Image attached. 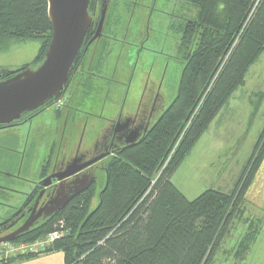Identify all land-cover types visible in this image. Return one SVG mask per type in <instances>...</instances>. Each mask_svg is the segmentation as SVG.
Wrapping results in <instances>:
<instances>
[{
  "label": "trees",
  "instance_id": "16d2710c",
  "mask_svg": "<svg viewBox=\"0 0 264 264\" xmlns=\"http://www.w3.org/2000/svg\"><path fill=\"white\" fill-rule=\"evenodd\" d=\"M186 1L198 15L183 18L178 31L184 66L177 95L143 139L105 161L99 194L96 182L12 242L34 243L53 232L60 239L41 253L2 264L53 251L64 254V264H213L243 218L246 194L264 161V130L231 191L211 188L189 200L172 178L264 53V0ZM48 10V0H0V48L33 39L43 46L38 62L0 81L44 60L52 38ZM16 220L6 219L0 229ZM247 225L234 254L240 263L259 235L257 225Z\"/></svg>",
  "mask_w": 264,
  "mask_h": 264
},
{
  "label": "flooded vegetation",
  "instance_id": "af4514ba",
  "mask_svg": "<svg viewBox=\"0 0 264 264\" xmlns=\"http://www.w3.org/2000/svg\"><path fill=\"white\" fill-rule=\"evenodd\" d=\"M158 2L159 0H91L89 13L92 25L65 91L44 107L24 114L20 120L0 126V132L33 127L43 113L51 107L55 109L52 118L57 125L59 141L55 154H49L47 164L44 163L46 168L42 169L43 177L38 181H29L30 186L23 193L26 199L20 207L0 201V204L13 211L12 216L17 220L25 221L39 198L38 208L48 201L60 182L53 179L48 186H41V182L51 175L63 173L74 159L81 158L80 164H83L106 154V158L87 168L81 176L98 177L99 171L104 170L106 160L130 146L128 141L134 131L138 132L136 144L145 137L153 123L162 116L165 106L174 98L173 74H169L168 68L171 61L175 63L178 57L161 51L164 46L163 33L153 28L151 23L154 13L167 14L172 19L170 31H173V24L180 20V15L176 13L177 0H171V12L157 7ZM165 3L164 0L163 6ZM103 5L108 10L102 37L88 45L98 31ZM116 8L119 12L111 25H108L109 14H113ZM121 29L122 35L119 34ZM150 41L152 42L149 43ZM108 43L119 46L111 77L98 74V70L102 68L100 56L103 45L107 47ZM165 55L169 60H163ZM90 79L102 80L103 83L93 89L88 84ZM86 135L90 140L84 146L83 139ZM76 139L78 140L75 141ZM16 154L20 156L15 172L13 169L12 172L0 169V176L27 181L22 176L26 152L18 151ZM12 190L14 188L8 184L0 183V193ZM18 227L16 225L1 236L12 233Z\"/></svg>",
  "mask_w": 264,
  "mask_h": 264
},
{
  "label": "rangeland",
  "instance_id": "374dc122",
  "mask_svg": "<svg viewBox=\"0 0 264 264\" xmlns=\"http://www.w3.org/2000/svg\"><path fill=\"white\" fill-rule=\"evenodd\" d=\"M165 1L163 6L164 0H159L157 7L171 12V0ZM177 3L176 13L180 15V20L173 24V31H170L172 19L167 14L154 13L151 23L153 28H157L163 33L164 46L161 51L169 56L174 54L178 57L176 61L174 59L175 63L171 61L168 68L169 74H173L174 95L172 98L177 95L184 66L179 50L181 37L178 31L180 26L184 25L183 18L193 20L198 15V8L193 4L186 0H177ZM118 5H116L117 8ZM117 8L113 14H109L110 23L108 25H111V21L117 16L116 13L119 12ZM124 25L122 29L125 28ZM122 29L120 35H122ZM42 47L40 39L11 41L1 46L0 77L5 73H12L23 69L28 64L38 62ZM118 47L109 43L107 47L103 45V56H100L102 68L100 71L98 70V74L111 77L113 64L118 56ZM163 60H169V57L166 56ZM102 83V80L96 79H90L88 82L93 89ZM167 107L168 105L165 106V108ZM54 113L55 109L51 107L38 118L33 127L30 126L31 128L26 126L0 132V169L6 172H12L13 169L15 172V166L19 162L18 157L20 156L16 153L22 151L26 152L27 155L22 172L23 178L27 181L0 176V183L8 184L14 188L12 191L0 193V201L10 203L13 207H20L26 199L23 193L30 186L29 181H38L43 177L41 172L44 163L47 164L46 159L50 158L49 154L53 153L52 156L55 154L59 141V134L56 133L57 125L52 118ZM58 128L61 129L60 126ZM263 130L264 53L250 67L246 77V85L234 92L230 103L223 108L209 129L199 139L174 174L172 182L189 200L196 199L204 191L211 188L229 191L252 156ZM89 140V136L86 135L83 139V145L88 144ZM261 166L257 171L258 177L249 190L250 199L247 198L246 194L245 205H242V208L245 209L242 212L243 218L237 224V228L224 241L220 252L214 257L213 264H264V161ZM98 177L97 193L99 194L100 188L105 182V171L100 170ZM97 197L93 207L98 202ZM12 212L11 209L0 204V223L12 217ZM249 221L258 226L259 235L245 262L240 263L236 261L234 254L242 241L246 240ZM43 251H39V253Z\"/></svg>",
  "mask_w": 264,
  "mask_h": 264
},
{
  "label": "water",
  "instance_id": "95a60500",
  "mask_svg": "<svg viewBox=\"0 0 264 264\" xmlns=\"http://www.w3.org/2000/svg\"><path fill=\"white\" fill-rule=\"evenodd\" d=\"M52 38L44 60L35 68H28L0 81V126L10 125L26 113L36 111L59 98L65 91L70 74L79 59L81 50L92 25L89 13L91 0H48ZM107 6L103 5L98 31L88 45L102 37ZM138 132L134 131L128 141L129 147L136 144ZM107 155L80 164L74 159L61 174L51 175L41 182L48 186L53 179L60 182L48 201L38 208L40 198L30 216L12 233L1 236L15 227L20 219L0 229V244L12 242L28 232L41 219L51 218L63 210L74 198L98 182L99 177H83L87 168L99 163Z\"/></svg>",
  "mask_w": 264,
  "mask_h": 264
},
{
  "label": "built area",
  "instance_id": "2783aa9c",
  "mask_svg": "<svg viewBox=\"0 0 264 264\" xmlns=\"http://www.w3.org/2000/svg\"><path fill=\"white\" fill-rule=\"evenodd\" d=\"M62 224V222H61ZM61 234L59 232H53L47 237L34 243H15L7 242L0 244V264L9 258L26 256L39 253V251H45V249L56 240L60 239Z\"/></svg>",
  "mask_w": 264,
  "mask_h": 264
},
{
  "label": "crops",
  "instance_id": "0c3cea01",
  "mask_svg": "<svg viewBox=\"0 0 264 264\" xmlns=\"http://www.w3.org/2000/svg\"><path fill=\"white\" fill-rule=\"evenodd\" d=\"M257 177H258V173H257L253 183L251 184V187L254 185V182L257 179ZM233 187H234V185L229 189V191H231L233 189ZM251 187L249 188V190L251 189ZM249 190L247 192V198L250 199ZM13 264H64V254L61 251L47 252V253H42L36 257L18 260L16 262H14Z\"/></svg>",
  "mask_w": 264,
  "mask_h": 264
}]
</instances>
